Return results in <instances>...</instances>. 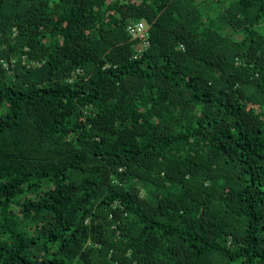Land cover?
<instances>
[{
    "label": "trees",
    "instance_id": "1",
    "mask_svg": "<svg viewBox=\"0 0 264 264\" xmlns=\"http://www.w3.org/2000/svg\"><path fill=\"white\" fill-rule=\"evenodd\" d=\"M263 25L264 0H0V264H264Z\"/></svg>",
    "mask_w": 264,
    "mask_h": 264
},
{
    "label": "built area",
    "instance_id": "2",
    "mask_svg": "<svg viewBox=\"0 0 264 264\" xmlns=\"http://www.w3.org/2000/svg\"><path fill=\"white\" fill-rule=\"evenodd\" d=\"M126 30L132 38L140 40L135 54L133 55L134 58L140 57L142 51L149 45L148 26L142 20H133L127 23ZM3 63L6 64L5 62Z\"/></svg>",
    "mask_w": 264,
    "mask_h": 264
},
{
    "label": "rangeland",
    "instance_id": "3",
    "mask_svg": "<svg viewBox=\"0 0 264 264\" xmlns=\"http://www.w3.org/2000/svg\"><path fill=\"white\" fill-rule=\"evenodd\" d=\"M262 31L264 32V25H263ZM4 110H5V106L1 104L0 105V113H2ZM29 193H31L32 195H34V192H29ZM27 195H28V192L27 191H24L21 195H19L18 197H16V200H21V199L25 198Z\"/></svg>",
    "mask_w": 264,
    "mask_h": 264
}]
</instances>
